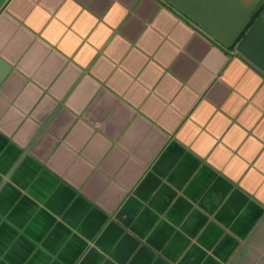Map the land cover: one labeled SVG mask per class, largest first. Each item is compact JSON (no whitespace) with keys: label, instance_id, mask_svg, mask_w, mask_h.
I'll use <instances>...</instances> for the list:
<instances>
[{"label":"crops","instance_id":"0c3cea01","mask_svg":"<svg viewBox=\"0 0 264 264\" xmlns=\"http://www.w3.org/2000/svg\"><path fill=\"white\" fill-rule=\"evenodd\" d=\"M0 264H264V0H0Z\"/></svg>","mask_w":264,"mask_h":264},{"label":"snow or ice","instance_id":"6c2138e0","mask_svg":"<svg viewBox=\"0 0 264 264\" xmlns=\"http://www.w3.org/2000/svg\"><path fill=\"white\" fill-rule=\"evenodd\" d=\"M76 76V73L74 72L73 73V77L75 78ZM79 84V80H76V83H74L72 85V89H73V92H72V101H73V105L77 104L80 102L81 98H82V92L83 91H77L78 88H77V85ZM99 95V94H98ZM95 103V102H93Z\"/></svg>","mask_w":264,"mask_h":264}]
</instances>
